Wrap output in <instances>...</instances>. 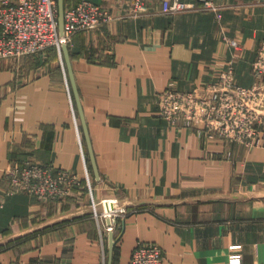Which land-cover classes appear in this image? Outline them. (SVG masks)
Here are the masks:
<instances>
[{"label":"crops","instance_id":"crops-1","mask_svg":"<svg viewBox=\"0 0 264 264\" xmlns=\"http://www.w3.org/2000/svg\"><path fill=\"white\" fill-rule=\"evenodd\" d=\"M87 1L108 7L113 17L67 45L99 180L64 61H47L23 76L20 59L0 60V264H106L104 253L107 258L106 220L101 235L82 186L47 203L7 195L3 172L13 160L51 163L82 185L88 174L95 201L116 199L127 207L113 231L111 264H129L140 242L158 245L162 264L232 258L264 264V146L231 144L226 157L158 115L160 91L198 89L227 63L236 84L253 83L264 0H211L219 19L202 9L165 14L161 0H147L137 17L126 16L131 0Z\"/></svg>","mask_w":264,"mask_h":264},{"label":"built area","instance_id":"built-area-1","mask_svg":"<svg viewBox=\"0 0 264 264\" xmlns=\"http://www.w3.org/2000/svg\"><path fill=\"white\" fill-rule=\"evenodd\" d=\"M147 0H131L127 17H137L146 11ZM193 6L179 0H162L165 14L202 9L213 11L220 18L217 7L210 0H199ZM56 0H0V60H19L45 54L55 48L61 57V46L69 43L77 33H88L107 25L112 14L108 7L81 0L64 9L63 35L58 29ZM233 50L239 43L227 40ZM232 62L215 80L198 89L182 92L172 88L158 93V115L173 129H190L200 139L224 151L231 144L246 149L264 146V40L257 48L251 63L253 83L249 87L233 80ZM6 194L25 193L35 196L42 203L62 200L75 188L82 186L80 179L66 169L43 165L29 160L14 161L3 172ZM92 218L100 234L101 221L108 220L106 232H113L118 219L129 214L126 206L116 199L95 201L90 178L86 174ZM100 206V210L98 209ZM163 250L154 243H137L129 264H162ZM103 262L106 263L105 253ZM232 258L229 264H239ZM35 264H46L37 262Z\"/></svg>","mask_w":264,"mask_h":264},{"label":"water","instance_id":"water-1","mask_svg":"<svg viewBox=\"0 0 264 264\" xmlns=\"http://www.w3.org/2000/svg\"><path fill=\"white\" fill-rule=\"evenodd\" d=\"M56 2H57V14H58V17H57V19H58V29H59L60 35H63L65 4H64V0H56ZM61 53H62V58H63L64 64H65V68H66V71H67V75H68L69 83H70V86H71L72 94H73V97H74L76 109H77V112H78V115H79V119H80V122H81V127H82V130H83L85 143H86V146H87V151H88V154H89V159H90L91 166H92V169H93L94 177L96 178V180H99V175H98L96 164H95V159H94V155H93V151H92V147H91V142H90L87 126H86V123H85V118H84V115H83V110H82V107H81V102H80L77 86H76L74 75H73V70H72L69 50H68V47H67L66 44H63L61 46ZM106 223L109 224V221L106 220ZM123 227H124V224L122 223V228ZM117 240H118V237L115 238V235H114L113 232H108V249H107V261H106V264H111L112 263L113 247H114V245H115Z\"/></svg>","mask_w":264,"mask_h":264},{"label":"rangeland","instance_id":"rangeland-1","mask_svg":"<svg viewBox=\"0 0 264 264\" xmlns=\"http://www.w3.org/2000/svg\"><path fill=\"white\" fill-rule=\"evenodd\" d=\"M211 1V0H210ZM162 2V0H161ZM212 2V1H211ZM146 5H147V2H146ZM218 9V8H217ZM146 10H147V6H146ZM97 30V29H96ZM95 31V30H94ZM78 34V33H77ZM68 45V43L66 44ZM68 47V46H67ZM51 58V59H50ZM60 59L61 62H63V58H62V53H61V57L58 53V51L55 49V48H50L48 49L47 51H45V54H37V55H34V56H30V57H23L20 59L19 62H23L24 64L21 66L23 67L24 69V72L23 73H20L24 76V74H29V71L28 70H32L30 68H36L34 70H38L40 72V67L42 64H44L45 62L47 61H51V60H54L55 62ZM9 60V59H8ZM3 61V60H2ZM37 72V71H36ZM25 79V78H24ZM23 79V81H24ZM28 80V79H27ZM29 81V80H28ZM14 161H19V162H22L20 160H13L11 162H14ZM30 161V160H29ZM40 164V163H39ZM43 165H51L53 167H56L55 165L51 164V163H48V164H43ZM58 169H62V168H59V167H56ZM81 181V180H80ZM82 184V182H81ZM90 187L91 186V180H90ZM82 188H83V193L86 195L87 197V201L88 203H90V199H89V195H88V187H87V183L85 182L84 180V184L82 185ZM92 191V190H91ZM97 210H100V206H98V209ZM90 216H92V212L90 211ZM106 261H107V258H106Z\"/></svg>","mask_w":264,"mask_h":264},{"label":"trees","instance_id":"trees-1","mask_svg":"<svg viewBox=\"0 0 264 264\" xmlns=\"http://www.w3.org/2000/svg\"><path fill=\"white\" fill-rule=\"evenodd\" d=\"M64 4H65V8L70 6V5H76V3L73 4V3H70L69 1H66V0H64Z\"/></svg>","mask_w":264,"mask_h":264}]
</instances>
